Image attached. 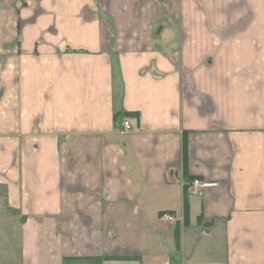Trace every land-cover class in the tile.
<instances>
[{
    "label": "crops",
    "instance_id": "crops-1",
    "mask_svg": "<svg viewBox=\"0 0 264 264\" xmlns=\"http://www.w3.org/2000/svg\"><path fill=\"white\" fill-rule=\"evenodd\" d=\"M0 264H264V0H0Z\"/></svg>",
    "mask_w": 264,
    "mask_h": 264
},
{
    "label": "built area",
    "instance_id": "built-area-1",
    "mask_svg": "<svg viewBox=\"0 0 264 264\" xmlns=\"http://www.w3.org/2000/svg\"><path fill=\"white\" fill-rule=\"evenodd\" d=\"M123 127L126 131H130L132 129V125L128 120H125L123 123ZM219 184L216 182H208L205 180H201L199 178L193 179L188 183L187 189L188 192L192 196H198L201 197L204 195L205 190L212 188V187H217ZM163 220L172 222L174 217L171 214H164L162 216Z\"/></svg>",
    "mask_w": 264,
    "mask_h": 264
},
{
    "label": "trees",
    "instance_id": "trees-1",
    "mask_svg": "<svg viewBox=\"0 0 264 264\" xmlns=\"http://www.w3.org/2000/svg\"><path fill=\"white\" fill-rule=\"evenodd\" d=\"M184 155H185V161L187 160V141H184Z\"/></svg>",
    "mask_w": 264,
    "mask_h": 264
}]
</instances>
